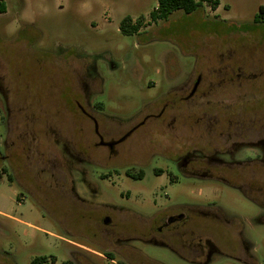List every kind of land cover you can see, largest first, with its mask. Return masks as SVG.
<instances>
[{"label":"rangeland","instance_id":"obj_1","mask_svg":"<svg viewBox=\"0 0 264 264\" xmlns=\"http://www.w3.org/2000/svg\"><path fill=\"white\" fill-rule=\"evenodd\" d=\"M5 4L6 11H0V264H30L40 255L46 264H62L69 252L78 255L79 264H264L263 204L231 186L187 178L159 156L144 167L143 179L108 176L96 163L107 162V152L93 145V121L75 101L83 103L89 90L76 74L93 69L103 78L101 92L90 98L99 116L120 122L144 116L160 105L146 103L171 86L167 69L181 74L197 58L201 66L208 48L264 37V21L254 23L264 0H220L216 9L204 2L191 13L177 10L156 21L150 14L158 0ZM128 15L138 34L122 33L120 23ZM171 54L177 64L174 59L167 64ZM64 141L79 156L72 168L66 166L72 156ZM128 146L134 150L138 141ZM158 166L167 169L164 174H155ZM258 175L264 181V171ZM186 206L200 214L196 232L213 236L220 248L208 262L193 260L176 238L153 239L156 219ZM208 210L223 212L225 219H208Z\"/></svg>","mask_w":264,"mask_h":264},{"label":"flooded vegetation","instance_id":"obj_2","mask_svg":"<svg viewBox=\"0 0 264 264\" xmlns=\"http://www.w3.org/2000/svg\"><path fill=\"white\" fill-rule=\"evenodd\" d=\"M134 25V33L138 34L139 27ZM173 56H166L167 64L173 59L177 64ZM202 60L201 66L197 58L193 68L181 74V69H167L170 88L157 94L155 101L146 103L160 104L158 111L148 110L144 116L126 122L104 119L91 107L90 98L101 92L103 81L97 70L90 69L84 76L76 74L75 80L82 82L84 78L89 88L85 101L76 99V104L93 121V145L107 152V162L98 159L96 163L108 169V176L115 173L143 179L144 167L159 156L187 178L231 186L264 205V181L258 175L260 169L264 171V37L252 43L240 40L224 48H208ZM132 140L138 141L136 149L140 151L128 146ZM64 148L72 156L67 158L66 166L72 168L79 156L65 141ZM166 170L162 166L154 168L157 175ZM236 174H240V179ZM242 174L246 179H241ZM198 214L189 206L180 212H165L156 219L159 224L152 225L156 232L153 239L168 243L164 238H176L193 260L210 261L220 248L215 241L196 232L193 225ZM206 214L210 220L221 221L225 217L216 210ZM109 221L110 217L104 219L105 223ZM77 256L69 252L67 260L79 264Z\"/></svg>","mask_w":264,"mask_h":264},{"label":"trees","instance_id":"obj_3","mask_svg":"<svg viewBox=\"0 0 264 264\" xmlns=\"http://www.w3.org/2000/svg\"><path fill=\"white\" fill-rule=\"evenodd\" d=\"M204 2H210L212 8L216 9L220 4V0H158V5L151 11V18L153 20L168 19L172 13L177 10H183L185 13H191L204 5ZM0 11H6L5 0H0ZM264 4L259 7V12L256 14L254 22L264 21ZM120 29L123 34L130 35L135 32L137 26L132 24V17L126 16L120 23ZM140 177L144 175V172L139 174ZM112 258L114 256L110 253ZM47 260L46 256L35 257L30 264H44ZM62 264H75L72 260H65ZM116 264V263H113Z\"/></svg>","mask_w":264,"mask_h":264},{"label":"crops","instance_id":"obj_4","mask_svg":"<svg viewBox=\"0 0 264 264\" xmlns=\"http://www.w3.org/2000/svg\"><path fill=\"white\" fill-rule=\"evenodd\" d=\"M158 5V4H157ZM0 213H4L2 210H0ZM205 237L207 238V239H210V240H212V241H215L214 240V237L213 236H211V235H205Z\"/></svg>","mask_w":264,"mask_h":264}]
</instances>
